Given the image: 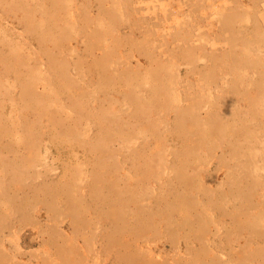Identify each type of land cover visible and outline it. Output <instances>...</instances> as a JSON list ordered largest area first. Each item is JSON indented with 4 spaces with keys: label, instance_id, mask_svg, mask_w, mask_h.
I'll list each match as a JSON object with an SVG mask.
<instances>
[{
    "label": "rangeland",
    "instance_id": "374dc122",
    "mask_svg": "<svg viewBox=\"0 0 264 264\" xmlns=\"http://www.w3.org/2000/svg\"><path fill=\"white\" fill-rule=\"evenodd\" d=\"M0 264H264V0H0Z\"/></svg>",
    "mask_w": 264,
    "mask_h": 264
},
{
    "label": "bare ground",
    "instance_id": "6f19581e",
    "mask_svg": "<svg viewBox=\"0 0 264 264\" xmlns=\"http://www.w3.org/2000/svg\"><path fill=\"white\" fill-rule=\"evenodd\" d=\"M80 178V177H79Z\"/></svg>",
    "mask_w": 264,
    "mask_h": 264
}]
</instances>
